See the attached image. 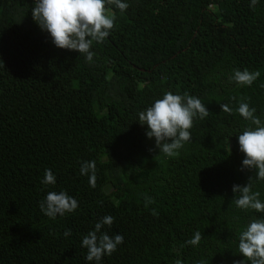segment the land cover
<instances>
[{
	"label": "trees",
	"instance_id": "trees-1",
	"mask_svg": "<svg viewBox=\"0 0 264 264\" xmlns=\"http://www.w3.org/2000/svg\"><path fill=\"white\" fill-rule=\"evenodd\" d=\"M123 2V12L107 6L115 27L87 61L53 44L34 0H0V264H251L239 236L264 212L238 208L232 187L252 176L264 202V180L242 170L238 143L256 126L236 111L243 100L264 122V0L254 9L251 0ZM234 69L260 75L239 85ZM166 92L209 110L174 157L138 121ZM84 161H95L94 188ZM46 169L55 184L42 183ZM52 191L78 208L46 216L39 203ZM106 215L115 219L101 232L123 243L87 261L82 239ZM196 231L201 241L187 245Z\"/></svg>",
	"mask_w": 264,
	"mask_h": 264
},
{
	"label": "clouds",
	"instance_id": "clouds-1",
	"mask_svg": "<svg viewBox=\"0 0 264 264\" xmlns=\"http://www.w3.org/2000/svg\"><path fill=\"white\" fill-rule=\"evenodd\" d=\"M258 0H251L250 7L255 8ZM109 5H115L121 12L129 5L123 0H34L32 17L39 27L49 33L53 44L61 49L75 50L84 54L87 61L93 59L91 47L93 42L102 43L115 27L116 16L110 12ZM259 71L250 72L247 69H234L229 77L239 85L251 86L259 77ZM223 111L231 113L228 105H220ZM236 111L246 120L251 121L255 128H246L238 135L239 150L244 153L242 170L244 168L255 172L256 180H264V122L254 115L256 109L241 100ZM209 114L202 101L187 93L173 94L166 92L162 98L139 113V122L147 125L146 136L154 138L155 146L168 157L179 155V149L191 139L190 129L194 119H203ZM81 175H89L91 187L96 183L95 161H84L80 168ZM44 184H55L56 178L50 169L45 170L42 181ZM253 177L250 176L246 185H233L234 203L241 209H253L264 212V202L259 199L260 193L253 191ZM238 194V195H237ZM154 203V199L145 196V207ZM41 211L48 217L55 218L57 214L74 212L78 201L61 191L48 192L46 198L39 203ZM155 215V210H153ZM114 217L106 215L95 223L94 230L82 239V247L87 248V261H101L104 255H111L117 246L123 243L124 237L117 233L110 236L101 232L104 225L109 227ZM99 233V235H98ZM71 235V229L64 236ZM202 239V233L196 231L187 245L197 246ZM239 253L251 264H264V219H254L239 236ZM177 264H180L177 261ZM233 264H244V261H233Z\"/></svg>",
	"mask_w": 264,
	"mask_h": 264
}]
</instances>
